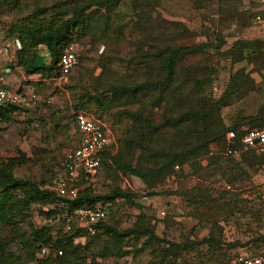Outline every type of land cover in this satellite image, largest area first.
I'll return each mask as SVG.
<instances>
[{"label": "rangeland", "instance_id": "1", "mask_svg": "<svg viewBox=\"0 0 264 264\" xmlns=\"http://www.w3.org/2000/svg\"><path fill=\"white\" fill-rule=\"evenodd\" d=\"M62 1L18 0L13 4L11 0L13 5L9 11L2 3L0 44L13 46L16 36L8 34L12 23L26 18L37 7ZM222 6L226 7L225 12L221 11ZM236 6L234 12L232 9ZM109 8L104 9L110 17L109 33L96 35V38H79L65 47H72L79 59L67 81L56 83L50 73V77L43 78V87L37 85L32 89L41 98H51V103H40L34 107L36 109L20 108L12 121L0 122V160L17 157L20 151L28 160L16 168V176L46 180V186L49 185L59 171L64 153L77 146L79 134L75 131L73 118L76 111L82 110L107 124L115 138V153L122 161L137 166L139 151L128 149L126 141L138 137L139 131L137 127L134 129L133 120L127 117L118 119L119 113L136 111L149 116L153 123H159L165 115L177 114L184 105L182 97L161 90L166 94L173 93L167 96V109L164 101L161 106H152V94L148 92L133 98V102L126 92L116 95L100 93L109 89L111 84L160 79L154 61L157 58L151 55L161 47L205 44L201 52L187 55L177 67L196 66V73H183L180 79L187 74L201 78L203 84L194 89V94L202 99L207 95L214 99L221 96L230 86L231 76L241 67L264 73V47L257 55H252L254 53L249 49L244 50L242 56L254 57L255 64L247 59H233L238 52L236 41L264 38V7L260 0H238L237 4L231 0H120ZM257 15L261 16L262 22L255 19ZM145 39L154 44L149 45ZM146 53H150L152 60ZM37 57L38 63H50V56L43 46L37 48ZM1 62L6 66L11 63L7 58L0 59ZM18 69L24 72L21 67ZM39 75L35 76L38 81L42 77ZM254 79V85L248 82L249 85L240 90L241 98L221 109L226 124L255 113L264 102V75H255ZM89 94H96L107 104L106 108L98 109L88 104L87 109H75V105L85 102ZM158 94L155 91L153 97L158 99ZM222 145L223 142L211 144L210 153L200 158L199 167L185 164L180 171L181 177L159 183L158 188L166 190L161 196L143 199L141 194L147 188L144 182L105 163L85 187L91 186L96 194H108L118 188L130 195L117 197L107 205L109 214L105 223L113 228L147 227L158 238L176 243L200 241L204 237L216 240L213 248L202 243L193 251L183 252L177 256L175 264H217L222 260L224 264H231L238 254L264 250V157L260 156L264 153L246 151L225 158L220 153ZM210 156L221 158L210 163ZM244 157L247 160L244 161ZM144 166H150V163ZM192 195L195 196L193 199ZM162 209L164 216L159 214ZM44 217L34 210L31 221L37 226L51 225L44 221ZM51 226L59 230L57 225ZM147 237L142 234L124 238L120 249L131 252L121 256L115 253L118 247L110 235L93 240L88 236L82 244L90 243L87 262L91 261L92 253L107 252L96 256V261L102 264H154L162 259L165 249L172 256L176 255L174 248L157 240L143 246ZM164 264H172V257L166 258Z\"/></svg>", "mask_w": 264, "mask_h": 264}, {"label": "trees", "instance_id": "2", "mask_svg": "<svg viewBox=\"0 0 264 264\" xmlns=\"http://www.w3.org/2000/svg\"><path fill=\"white\" fill-rule=\"evenodd\" d=\"M12 1L13 4H16L18 0ZM119 1L64 0L50 6L35 8L26 18L12 23L8 30V34L16 36V43L13 41L16 45L14 61L12 60L10 65L21 67L26 75L40 73L45 78L50 77V73L52 76L55 75V66L66 46L77 42L79 38L86 36L96 38V35L101 36L109 33L110 17L104 13V9L109 10L111 5H116ZM231 1L233 4L234 2L237 4L238 0ZM2 3L4 9L8 11L13 5L11 0H0L1 5ZM220 9L225 12L226 7L222 6ZM236 9L237 6L232 10L236 12ZM2 14L3 10L1 9L0 19ZM263 39H240L236 41L235 46L238 52L233 58L234 61L247 59L248 62L255 64L254 57H243L242 55L246 49L251 50L254 53L252 55L262 53ZM145 41L151 46L154 44L148 39ZM40 46L47 50L50 56L49 64L37 62V48ZM203 47L205 44L161 47L156 54L151 55L157 58L154 61H156L155 67L160 71V79H145L139 83L126 82L122 85L111 84L109 89L100 93L104 95L109 92L112 93L111 95H116L126 92L129 93L130 101L133 102L140 94L148 92L150 95L152 94V106H161L164 101L167 109V96H171L173 93L166 94L164 91L175 92L184 101V105L177 111L176 115H165L159 123H153L149 116L136 111L125 110L119 113L118 119L127 117L133 120L134 129L137 127L139 131L138 137L126 141L128 149L139 151L137 166L122 161L119 155L112 154L111 149L103 150L101 153V167L104 163L114 165L116 169L127 172L146 184L147 188L142 192V197L161 196V193L166 192V190L161 191L158 184H165L170 178L181 177L180 171L185 164H195L199 167L200 158L207 157V154L210 153L211 144L223 142L222 149H224L226 131L232 129L240 132L243 126H249V128L264 126V103L260 105V109L254 115L239 117L230 124H226L221 116L223 107L242 97L240 90L245 85H249L246 83L251 82V85H254L249 75L252 70L247 71L245 67L236 70L231 76V83L227 90L217 99L207 95L203 98L204 103H202L201 96L194 94L195 88H201L202 79L194 78L192 74H187L183 79H180L183 73H196L197 68L195 65H187L178 69V64L187 55L201 52ZM149 54L146 53V56ZM142 56L145 55L142 54ZM149 59H151L150 55ZM204 80L206 79L204 78ZM155 91L159 92L158 99L153 97ZM87 97L85 102L76 104L75 109H87L88 104L98 109L106 108L107 104L103 100H99L96 94H89ZM19 109L16 106H0V122L12 121L16 110ZM162 129L166 130L163 131ZM247 153L253 152L247 151ZM260 156L264 157V155ZM217 157L221 158L220 156H210V163L215 161ZM243 159L244 161L247 160L245 157ZM259 160L261 161V159ZM27 161L25 153L21 151L17 157L0 160V264H26L30 262H35L34 264H102L96 261V256L107 252L92 253L90 255L91 261L87 262V257L90 254L88 249L90 243L82 244L75 241L80 232H62L61 229L57 231L49 224L37 226L32 223L31 217L34 210H38L41 215L50 216L63 209V206L55 210L45 211L42 209V206L59 204L62 199L57 198L53 190V181L46 186V180L37 181L27 176L15 175L16 168L26 164ZM147 163H150V166H144ZM75 185L79 186L77 198L69 202L63 199L69 206L94 205L95 203L107 206L117 197H130L127 192L118 188L108 194H96L91 186L85 187L83 180L75 182ZM194 197L191 196L192 199ZM142 234L148 236L143 246L147 245L149 241L157 240L176 251V255L172 256L168 249H165L162 259L154 262V264H164L168 257H172V264H175L177 256L183 252L193 251L195 246L202 243L213 248L214 241H216L211 237H204L200 241L170 242L158 238L147 227L143 229L130 227L118 230L105 222L99 224L96 234L89 237L93 240L102 235L112 236L113 244L118 247L115 253L121 256L131 252L130 250L121 251L120 246L123 239L129 236L139 237ZM44 248L49 249L48 254L42 252ZM59 250L61 254L57 253ZM217 264H224V262L222 260Z\"/></svg>", "mask_w": 264, "mask_h": 264}, {"label": "built area", "instance_id": "3", "mask_svg": "<svg viewBox=\"0 0 264 264\" xmlns=\"http://www.w3.org/2000/svg\"><path fill=\"white\" fill-rule=\"evenodd\" d=\"M264 7V0H260ZM2 6L0 4V13ZM258 23L262 22L261 16L257 15ZM15 42V41H14ZM16 45L0 44V59L7 58L10 62L14 58ZM78 65V55L72 47L65 48L61 53L55 66L56 73L51 79L56 83L67 81L69 74ZM50 98H41L35 91H22L10 87L6 78L0 75V106H16L29 110L40 103L50 104ZM73 124L78 135L77 146L67 150L62 158L59 171L53 179V190L57 198L62 199L59 204L43 207V210H55L61 206L63 209L50 216H45L44 221L51 225H57L62 232L78 231L76 242L82 243L88 236L95 235L97 226L108 218L106 205L95 203L94 205L83 204L80 206H69L64 200H75L78 196L79 186L75 182L83 180L92 182L95 174L101 168V153L103 150L111 149L115 153V138L107 124L96 119L85 111L74 113ZM243 151H255L264 153V126L263 127H241L240 132L228 130L225 134V147L220 152L223 156H235ZM212 154V153H211ZM143 199H149L143 196ZM152 198V197H151ZM165 215L162 209L159 213ZM43 253L48 254L49 249L44 248ZM61 254L59 250L57 252ZM232 264H264V250L258 253L238 254L232 259Z\"/></svg>", "mask_w": 264, "mask_h": 264}, {"label": "crops", "instance_id": "4", "mask_svg": "<svg viewBox=\"0 0 264 264\" xmlns=\"http://www.w3.org/2000/svg\"><path fill=\"white\" fill-rule=\"evenodd\" d=\"M45 63L47 64L48 62H45ZM18 68L20 67L11 66L10 63L7 66L4 65L2 62L0 63V75H3V77L6 78L9 86L22 90V91H31L32 89H36L37 85H39V87H43V84H44L43 80H45L43 78L45 77H41V79L38 81L35 78V76L36 75L40 76L39 73L26 75L25 72H23L22 70ZM249 75H250V78L252 79V82L256 83L255 82L256 80L254 79L255 75H258L259 77H261L264 75V73L259 74V72L250 71ZM261 103H264V102H261ZM37 107L38 105L36 106V108ZM36 108H32V109H36ZM255 113H252L250 115H254ZM245 116H249V114Z\"/></svg>", "mask_w": 264, "mask_h": 264}]
</instances>
